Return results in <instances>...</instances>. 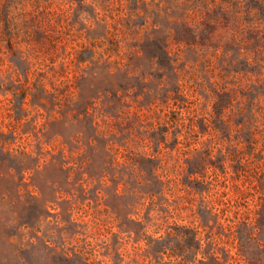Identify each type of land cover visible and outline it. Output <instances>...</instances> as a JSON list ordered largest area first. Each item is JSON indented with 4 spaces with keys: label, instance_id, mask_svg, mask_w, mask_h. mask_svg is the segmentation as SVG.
Returning a JSON list of instances; mask_svg holds the SVG:
<instances>
[{
    "label": "rangeland",
    "instance_id": "374dc122",
    "mask_svg": "<svg viewBox=\"0 0 264 264\" xmlns=\"http://www.w3.org/2000/svg\"><path fill=\"white\" fill-rule=\"evenodd\" d=\"M0 264H264V0H0Z\"/></svg>",
    "mask_w": 264,
    "mask_h": 264
}]
</instances>
